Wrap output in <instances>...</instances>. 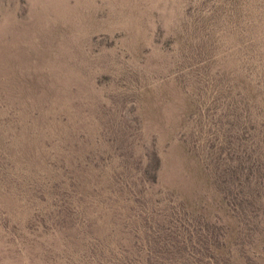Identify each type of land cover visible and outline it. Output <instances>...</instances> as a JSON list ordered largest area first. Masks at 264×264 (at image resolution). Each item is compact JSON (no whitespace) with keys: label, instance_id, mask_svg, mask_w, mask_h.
Returning a JSON list of instances; mask_svg holds the SVG:
<instances>
[{"label":"rangeland","instance_id":"obj_1","mask_svg":"<svg viewBox=\"0 0 264 264\" xmlns=\"http://www.w3.org/2000/svg\"><path fill=\"white\" fill-rule=\"evenodd\" d=\"M214 231L264 264V0H0V264L202 259Z\"/></svg>","mask_w":264,"mask_h":264},{"label":"trees","instance_id":"obj_2","mask_svg":"<svg viewBox=\"0 0 264 264\" xmlns=\"http://www.w3.org/2000/svg\"><path fill=\"white\" fill-rule=\"evenodd\" d=\"M219 168L220 167H218V169ZM233 175H234V172L232 169H226L221 174L217 173V178H216L217 184L226 186L227 190L225 189L224 190L227 192L229 191V194L235 188L234 183H233L234 182ZM258 199H255L252 203L241 202L239 206L236 205V207L239 209L241 208L243 212L250 211L253 215H255V217H258L261 212V209L260 208L255 209L254 207V204L257 202ZM244 204H248L247 205L248 209H245L243 207ZM249 207H251L252 210L249 209ZM208 232H211V230L208 229ZM213 233H215V231L212 232V234H208V236H211L210 238H207V239L203 238L202 240H199V242H202L203 244H207V242L211 243V244H207V248H208L206 250L207 253L205 257L202 259H198L195 256L187 255L189 254V253L186 254L187 249H184L182 247V245H184L185 242L187 241L178 240L180 238V235L173 234L175 235L174 238L168 239V241H166V245L164 246V250L170 251V254L166 258L161 259V261H158L157 259V264H205L204 263L205 260H207L209 264H225L224 262H222V260L217 259L214 254L216 249H218L217 248L218 243H217V240L215 239L217 238V235ZM181 238H184V236H181ZM172 253L173 255H171Z\"/></svg>","mask_w":264,"mask_h":264}]
</instances>
